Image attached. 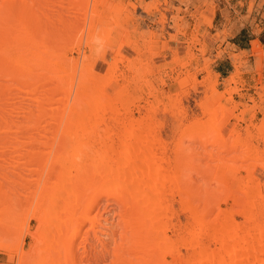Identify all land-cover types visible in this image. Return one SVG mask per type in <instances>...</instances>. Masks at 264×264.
<instances>
[{
  "label": "bare ground",
  "instance_id": "obj_1",
  "mask_svg": "<svg viewBox=\"0 0 264 264\" xmlns=\"http://www.w3.org/2000/svg\"><path fill=\"white\" fill-rule=\"evenodd\" d=\"M43 2L47 10L40 13L38 0H0V135L9 138L3 147L5 177L24 187L31 182L26 179L27 172L40 173L28 195L0 193V203L8 204L9 229L15 220V205H21L19 195L31 199V212L21 221L16 249L24 234L36 240L37 249H43L41 258L35 260L33 250L20 248V253H15L17 264L104 261L106 252L82 255L76 240L83 222L89 219L88 212L105 196L110 197L107 205L111 209L119 208L112 235L115 237L121 228L122 242L112 251V264H264V191L256 169H251L264 170V165L256 163L262 153L252 146V133L247 131V137L242 138L232 127L230 133L237 135L232 141H226L218 131L214 135L185 133L203 147L218 143L220 152L245 147L243 154L232 159L218 157L208 178L194 186L186 168L193 165L199 173V157L188 153L189 146L182 139L176 143L173 158L167 157L164 141L153 138V126L118 104L116 92L111 95L106 91L116 80L111 70L101 73L91 64L81 68L77 77L78 61L65 60L63 52L48 45L53 0ZM93 19L89 31L95 28ZM59 89H63V96H59ZM258 133L264 139V123ZM57 140L60 147L53 149ZM48 143H52L49 149L42 148ZM237 159L252 162L239 165ZM56 165L61 167L60 179L50 182ZM218 166L235 170L236 189L224 176L216 179ZM200 173L204 178L203 171ZM83 174L94 180L88 195ZM57 204L63 219L50 215V208ZM222 204L231 206L222 208ZM77 212L79 217H75ZM180 213L186 216L184 221ZM236 215L242 221H236ZM28 219L37 222L34 231L28 230ZM41 225L50 232L48 240L54 244L49 241L44 247L40 242L45 238L36 236ZM95 225L92 222L85 231V239L94 231L103 243ZM11 246L0 226V247L13 258ZM61 256L63 260L55 262Z\"/></svg>",
  "mask_w": 264,
  "mask_h": 264
},
{
  "label": "rangeland",
  "instance_id": "obj_2",
  "mask_svg": "<svg viewBox=\"0 0 264 264\" xmlns=\"http://www.w3.org/2000/svg\"><path fill=\"white\" fill-rule=\"evenodd\" d=\"M43 1L38 0L40 13L47 10ZM229 2L236 4V0ZM52 9L48 45H55L58 52H63L65 60L78 61L77 77L81 68L85 70L91 64L101 73L106 72V69L111 70L116 82L107 86L106 91L111 95L116 92L114 98L118 104L132 113L134 118L145 119L146 123L153 126V138L164 141L167 157L173 158L176 143L180 139L186 147L189 146L188 153L196 154L195 159L199 157L202 163L200 162L198 170L203 171L205 179L199 176L202 173H197V168L193 165L186 168L191 174L194 186L208 178V173L219 162L218 157L221 160L232 159L245 152V147L220 152L218 143L208 148L203 147L199 141L192 140L185 133L194 131L193 133L214 135L220 132L226 141H232L237 137L236 133H230L234 127L242 138L247 137V131L251 132L252 146L262 153L261 159L256 163L259 166L264 165V139L258 133V127L264 123V0H242L237 3L235 9L240 14L232 19L228 18L225 26L221 25L223 17L217 16L214 19V0H53ZM92 16L95 28L89 31ZM41 23L44 25L43 18ZM248 39H252L249 43L250 50L241 53H235V47L229 43L236 40L246 46ZM214 44L217 49L212 55L210 52L214 49ZM223 44L227 45L225 49H222ZM224 55L232 59V65L224 61L229 76L222 79L215 72V59ZM58 94L63 96L65 93L63 89H59ZM8 143V136L0 135V193L12 191L28 195L30 189L36 187L35 182L40 173L27 172L26 179L31 182L24 187L10 183L5 177L3 153V147ZM58 144L59 140L42 148L49 149L52 145L53 149H57L60 147ZM159 151L161 150H157L158 155ZM208 151H212L211 157ZM241 162L237 159L239 165L250 164L252 160ZM251 169H256L257 181L264 191V170L254 166ZM60 170V165H56L50 175V182L60 179ZM216 170V179L224 176L225 182L231 184L232 189L237 188L239 183H233V168L218 166ZM245 173L244 170L240 172L244 179ZM44 177L46 176L43 175L42 180ZM82 180L86 182L88 195L92 191L90 188L94 180L86 174H83ZM19 196L22 199L21 205L20 202L15 205V220L11 229L7 222L11 219L6 210L8 204L5 201L0 203V219H6L4 223L0 222V226L3 227L8 244L13 247L12 254L14 253L11 258L9 252L0 247V264H17L15 253H20V248L33 250L35 260L41 258L43 251L42 248L37 249L36 240L28 234L21 237L20 247L16 249L21 221L31 212V199ZM109 198L102 197L88 212L89 219L83 222L76 240V247L82 255L102 251L107 253V258L99 263L84 261L82 264H112V251L122 242L119 235L121 228L116 231L115 237L112 235L113 223L119 218V208L111 209L107 205ZM221 206L229 208L231 204ZM50 209L51 216L56 214L61 219L65 217L61 213L60 205H54ZM79 215L77 212L75 217ZM185 219L186 216L180 213V220ZM235 219L242 221L239 215ZM92 222L96 223V229H100L97 235L103 243L97 240L94 231H90V236L85 239L84 233ZM37 226L34 219H28L29 231H34ZM41 227L36 236L45 238L40 242L44 247L49 241L54 244L51 238L48 240L50 232L45 226ZM51 230L53 232L54 228ZM182 252L186 251L182 249ZM62 258L63 256L59 257L55 262L62 261Z\"/></svg>",
  "mask_w": 264,
  "mask_h": 264
},
{
  "label": "crops",
  "instance_id": "obj_3",
  "mask_svg": "<svg viewBox=\"0 0 264 264\" xmlns=\"http://www.w3.org/2000/svg\"><path fill=\"white\" fill-rule=\"evenodd\" d=\"M242 0H236V4L235 5H232L229 0H214L215 2V11H214V19L219 16V17H223V20H222V26H225L228 24L227 22V19H232L235 15H239L240 14V11L235 9V6L237 5V3L241 2ZM220 30L222 28H219ZM205 30H209L211 31L210 29L208 28H205ZM239 31V29H237V32ZM215 33V32H214ZM214 33H211L212 35ZM252 41V39H248L247 42H246V46H243L241 44H239L236 40L232 41V42H229L232 46L235 47V53H241L243 51H249L250 48H249V43ZM217 45L214 44L212 45V48H214L210 53L212 55L215 54V50L217 49L216 48ZM227 47L226 44H223L222 45V49H225ZM224 61H227L229 62L230 65H232V59L228 56V55H224L223 57L221 58H218V59H215V66L217 67L215 69V72L221 76L222 79H225L227 78L229 75H228V72L229 70H227L225 68V65H224Z\"/></svg>",
  "mask_w": 264,
  "mask_h": 264
}]
</instances>
